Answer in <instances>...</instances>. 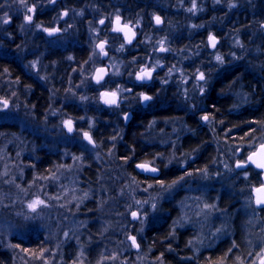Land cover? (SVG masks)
Returning a JSON list of instances; mask_svg holds the SVG:
<instances>
[{
  "label": "rangeland",
  "instance_id": "obj_1",
  "mask_svg": "<svg viewBox=\"0 0 264 264\" xmlns=\"http://www.w3.org/2000/svg\"><path fill=\"white\" fill-rule=\"evenodd\" d=\"M151 1H154L153 7L167 10L165 19L159 16L161 23L156 24L155 17L158 15L152 14L150 25L144 27L146 25H142L138 18L134 21L121 18V24H128L137 34L135 42L128 46L122 33L112 31L117 14H113L110 19L107 15L97 16L93 6L88 7L90 12L87 13L82 6L68 5V0H26L24 4L21 0H0V56L16 59L26 73L34 75L39 82L43 81L50 93L44 113L39 117L33 108L22 102L26 89L20 87L22 91L19 92L15 82L0 79V98L9 101L7 109L0 105L2 248L14 250L16 247L11 239L20 241L25 237V231L31 227L36 232L43 230L45 237L51 241L54 239L58 247H63L67 240H72L74 244L79 240L78 233L86 226L88 218L106 217L105 223L101 220L103 232L110 237L108 243L111 253L106 258V264H126L129 259L131 264H163L160 258L150 257L149 248L141 251L138 247L148 246L146 231L162 217L163 203L172 200L175 209V217L171 219L172 230L189 232L183 244L187 254L180 257L181 261L188 262L191 257L193 259L199 253L215 248L221 241L231 238L234 233L233 222L237 216L241 217L240 228L246 252L231 264H253L256 254L264 249V209L254 207L252 191L256 185L250 183L251 170L247 166L235 167L238 162L245 161V158H241L243 146L227 145L224 140L223 149L220 148L222 145L215 149L210 170L186 172L175 180L176 183H163V186L161 183L143 186L126 178L124 185L117 191H112V195L108 197L113 202V207H110L114 211L111 214L104 215L98 206L89 214L81 211L83 204L90 199L79 187L84 155L70 148L77 146L79 151L90 149L94 158L107 171L113 155L110 151L99 156V153L104 152H98L95 143V147L88 144L83 138V132L88 131L92 135L98 127L97 120L103 114H112L122 120L123 114L136 104L138 110H143L148 105L140 104V94H146L148 87H153V90L155 86L156 89L160 88L156 97L158 102L162 95L161 88L166 91L172 86L182 96L188 95L190 90L198 94L206 84L205 73L195 69L193 62L200 56L199 52L192 50L182 54L184 50L181 52V48H176L173 43L175 40L179 42L183 34L181 20H189L188 30L201 27L193 24V19L202 12V6L195 2V9L189 11L193 8L192 1L184 8L180 3L175 2L172 5L170 0ZM114 2L121 10L123 0ZM214 3L217 0L212 5ZM61 5L65 6L62 8ZM175 6L181 10L180 19L176 18L178 8ZM28 8L34 10L29 13ZM55 9L57 10L53 12ZM5 13L9 18L7 24L3 23ZM26 15L32 16L31 23L25 22ZM101 20L105 21L104 24L100 23ZM80 21L88 24L82 32L83 35L80 34ZM44 28H56L59 31L50 36ZM99 41L107 44L105 51L108 58L105 61L96 48ZM160 41L164 42L163 47L167 51H160ZM207 45L214 50L218 43L216 40L215 47H211L207 39ZM81 49L82 60L85 58V61L77 65L72 62V52ZM143 49L147 52L144 53ZM140 50L143 64L137 66V60L133 58L135 64L129 66V82L125 83L130 85L135 82L140 85L136 74L142 67L152 68L155 73L152 81L143 85L147 88H139L138 93L133 96L126 84L120 86L116 82L126 75L127 63L124 58H130L128 54H131V58L134 55L138 57L136 53ZM53 53L61 55L62 60L56 61ZM198 60V65L206 64V60ZM60 66L64 71L59 69ZM99 66L108 70V76L101 84L93 80L94 71ZM54 72L60 73V76L67 75L66 82L55 85ZM201 73L204 74V80L198 78ZM118 89L120 106L107 105L102 101V92ZM69 119L73 121L72 133L64 127V121ZM66 145L70 151L65 149ZM40 150L60 152V158L68 160V163L38 175L33 163L37 161ZM171 163V160L164 162L163 159L161 165L168 170ZM174 166L181 169L186 165L180 162ZM27 171H31L29 178L26 177ZM37 197L44 200L46 206L32 212L27 205ZM222 197L227 198L226 204L221 202ZM132 212L137 213V218H133ZM130 236L136 238L138 247L133 246ZM130 251H136L137 254L126 257Z\"/></svg>",
  "mask_w": 264,
  "mask_h": 264
},
{
  "label": "trees",
  "instance_id": "obj_2",
  "mask_svg": "<svg viewBox=\"0 0 264 264\" xmlns=\"http://www.w3.org/2000/svg\"><path fill=\"white\" fill-rule=\"evenodd\" d=\"M191 1L193 2V0H170V3L172 5L175 2L180 3L184 8ZM214 1L195 0L202 6V12L193 19V24L201 27L188 30L189 20H181L183 34L179 42L177 40L173 42L176 48H181V52L184 50L182 54L190 53L192 50H197L200 54L193 62L196 65L195 69L205 73L206 84L198 94L192 93L188 88L190 90L188 95L180 96L181 93L169 86L166 91L161 88L162 95L157 102L156 97L160 88L156 89L155 86L153 90V87L147 88L135 82L130 85L125 83L129 82V66L135 64L133 58H136L137 66L143 64L140 59L141 50L136 53L138 57L134 55L131 58V54H128L130 58H124V62L127 63L126 75H123L116 84L120 86L126 84L133 96L138 93L139 88L146 87L145 93L152 99L143 110H138L137 104V107L135 105L130 108L132 118L127 126L123 125L119 117L115 118L112 114H103L100 121L97 120L98 127L92 132V137L96 150L104 152L99 153V156L104 155L105 152L113 153L109 171L98 163L90 149V151L84 149L79 151L77 146L70 148L84 155L79 187L90 197L81 207L84 213H92L98 206L104 215L111 214L114 211L110 207H113V202L108 197L112 195V191H117L124 185L126 178L143 186L161 181L166 184L179 179L186 172L210 170L215 149L222 145L223 140L227 145H242L241 158H245L262 142L264 0H218L212 5ZM68 5L82 6L87 13L90 12L88 7L93 6L97 16L107 15L109 19L113 14L128 21L138 18L142 21V25H146L144 27L150 25L152 14L162 16L164 19L167 15L166 9L162 11L164 8L153 7L154 1L151 0H123L121 10L117 8L118 5L114 0H68ZM64 6L61 5L62 8ZM180 12L178 8L176 18L180 19ZM186 17L189 18L188 15ZM80 23V34L83 35L82 32L88 24L84 21ZM210 34L218 43L214 50L209 49L207 45ZM143 50L144 53L147 52ZM82 51L83 49L72 52L73 63L78 65L85 61V58L82 60ZM53 55L56 56V61L62 60L61 55L57 53ZM217 56L222 58V62L216 59ZM198 59L206 60V64L198 65ZM59 69L64 68L60 66ZM66 77L67 75L60 76V73L54 72L55 85L64 84ZM1 78L15 82L19 92L22 91L20 87L26 89V95H22V102L33 108L32 110L39 117L44 113L49 101V90L44 86L43 81L39 82L34 75L26 73L16 59L0 56ZM204 116L208 119H202ZM85 147L88 149L86 145ZM68 148L66 145L65 149L69 150ZM220 148L223 149V145ZM126 157L129 158L127 161ZM163 159L164 162L166 160L172 162L168 170L161 165ZM144 162L157 166L160 169V176L150 178L137 173L135 165ZM180 162H184L186 166L181 169L174 166ZM67 163L68 160L60 158V152L40 150L33 167L40 175ZM248 169L251 170L250 183L259 185V174L251 168ZM30 174L31 171H27L26 177L29 178ZM227 201V198H221L223 204ZM162 208L164 213L158 223L146 231L148 246L139 245L141 251L149 248L150 257L160 258L163 264H231L235 259L244 256L246 247L241 234V217L237 216L233 222L234 233L231 238L221 241L215 248L199 253L193 259L191 257L188 262L181 261L180 257L187 254L183 244L189 232L172 230L171 219L175 217L172 200L163 203ZM101 220L105 223L106 217L88 218L86 226L78 233L77 243L73 244L72 240H67L63 247H58L54 239L51 241L46 238L43 230L36 232L31 227L25 231V237L20 241L15 242L11 239L13 246L16 247L14 250L0 246V264H44V262L46 264L49 262L50 264H106V258H109L111 253L108 243L110 237L103 232L104 226ZM107 220L111 222L109 218ZM135 254L136 251H130L126 257H133ZM127 261L126 264H131L130 259Z\"/></svg>",
  "mask_w": 264,
  "mask_h": 264
},
{
  "label": "snow or ice",
  "instance_id": "obj_3",
  "mask_svg": "<svg viewBox=\"0 0 264 264\" xmlns=\"http://www.w3.org/2000/svg\"><path fill=\"white\" fill-rule=\"evenodd\" d=\"M26 2V0H21V3L24 4ZM218 2V0H217ZM196 7V3L195 0H193V8L189 9V11H193ZM34 9L33 8H28V12L31 13ZM25 22L26 23H31L33 18L31 15H26L24 17ZM156 23L160 24L161 23V18L159 16L155 17ZM104 20H101L100 23L104 24ZM3 23L7 24L9 23V18L7 16V13H5V16L3 18ZM37 27H40L39 25H37ZM45 32L48 33V35H53L56 32L59 31V29L56 28H44L43 29ZM112 31L114 32H120L123 33L125 36V42L126 43H131L132 38L135 36V33L132 32L131 28L128 26V24H121V17L119 15L116 16L115 21H114V27L112 29ZM129 33H131V35H129ZM208 41H209V45L211 47H215L216 45V38L214 36H212L211 34L208 37ZM161 44V48L160 51H167L166 48L163 47L164 42L160 41ZM121 47H123V45H121ZM97 48L99 49L100 53L102 55H107V53L105 52V43L101 42L97 45ZM216 59L218 61L222 62V58L220 56H217ZM33 67H35V65H33ZM154 71V69L149 68L147 66L142 67L140 69V71L136 74V80L143 82L146 80H150L152 79V72ZM96 75L94 77L95 82L97 84H101L102 81L104 80V75H105V69L103 68H98L96 70ZM200 80H204V74L201 73L198 77ZM119 91V89L117 91H105L101 93V97L103 98V102L107 105H116L118 103L117 100V92ZM142 99L144 101L150 100L152 99V97L147 96L143 93L140 94ZM0 105L3 106L4 109H7L9 107V101L8 99H3L0 98ZM125 119H127V114H125ZM202 119L207 120L208 117L204 116L202 117ZM64 127L67 129V131L69 133H72L74 131V127H73V121L71 119L69 120H65L64 121ZM83 137L85 140H87V142L89 144H93L94 145V141L92 136L89 134L88 131H84L83 132ZM127 159H129L128 157L125 158V160L127 161ZM254 164L257 168L259 169H264V143L260 144L258 150L253 151L247 158L246 161L243 162H238L236 164L237 168H244L246 167L247 164ZM136 167L138 169H141L142 171L145 172H157L158 169L155 167H151L150 166V162H144V163H138L136 165ZM161 186H163V182L161 181ZM173 183H176V181H173ZM256 193H257V198H256V204L258 206H262L264 205V185H262L261 187L255 189ZM137 203H140L139 201H137ZM41 206H46L45 205V201L40 199L39 197L35 198L34 200H32L31 202L28 203L27 207L32 211V212H36L37 209ZM153 207H155V205H153ZM132 216L133 218H137V213L136 212H132ZM129 239L132 241L133 246L138 247L137 243H136V238L134 236H130ZM253 264H264V249H261V252L256 254V260L253 261Z\"/></svg>",
  "mask_w": 264,
  "mask_h": 264
},
{
  "label": "water",
  "instance_id": "obj_4",
  "mask_svg": "<svg viewBox=\"0 0 264 264\" xmlns=\"http://www.w3.org/2000/svg\"><path fill=\"white\" fill-rule=\"evenodd\" d=\"M114 21H115V20H114ZM155 23H156V20H155ZM156 24H157V23H156ZM122 25H123V24H122ZM113 26H114V22H113ZM128 26H129V25H128ZM129 27H130V26H129ZM130 28H131V27H130ZM131 30H132V32L135 33V36L132 38L131 43H126V42H125L126 45H128V46H131V45L135 42V40H136V38H137V34H136V32L133 30V28H131ZM56 33H57V32H56ZM46 34L48 35L47 32H46ZM122 34H123V33H122ZM129 35H131V33H129ZM123 36H124V34H123ZM124 41H125V36H124ZM101 42H103V41H99V42L97 43V45H98L99 43H101ZM104 43H105V42H104ZM97 45H96V48H97ZM105 45H106V43H105ZM97 50H99V49L97 48ZM106 53H107V52H106ZM107 56H108V53H107V55H103L102 57H103V59L105 60V59L107 58ZM98 68H103V69H105L104 80H105L106 77L108 76V70H107V68L104 67V66H99V67H97V68L95 69V71H94V76H93V80H94V82H95L94 77H95V75L97 74V73H96V70H97ZM154 73H155V70L152 72V77H153ZM104 80H103L102 82H104ZM151 80H152V79H150V80H146V81H143V82L138 81V83L141 84V85H147V84H149V83L151 82ZM95 83H96V82H95ZM145 95H146V94H145ZM101 99H102V101H103V98H102V97H101ZM117 100H118V96H117ZM118 103H119V100H118ZM118 103H117L116 105H111V106H117ZM147 103H148V100H147V101H144V100L142 99V97H141V105H142V106H146ZM125 114H127V119H125ZM131 118H132V112H131V111H126V112L124 113L123 117H122L123 125H124V126H127L128 123L131 121ZM67 133H68V132H67ZM84 140H85V139H84ZM86 141H87V140H86ZM262 143H264V138H263ZM262 143H261V144H262ZM90 145L93 146V144H90ZM259 146H260V144H259V145H258L253 151L258 150ZM253 151H252V152H253ZM252 152H250V153L246 156L245 161L247 160L248 156H249ZM137 164H138V163H137ZM137 164H136V165H137ZM136 165H135V171H136L137 173L143 175V176L150 177V178H158V177L160 176V169L157 168V167H155V166H153V165H150V166H151V167H155V168L158 169V171L155 172V173H153V172H145V171H142L141 169H138V168L136 167ZM247 165H248L249 167L253 168L256 172L260 173V181H261V185L257 186L255 189H257V188L261 187L262 185H264V169H259V168H257L254 164H251V163H249V164H247ZM247 165H246V166H247ZM235 167H236V165H235ZM236 168H237V167H236ZM244 168H245V167H244ZM255 189L252 191V196H253V198H254V207H255L256 209H264V205H262V206H258V205L256 204L257 193H256Z\"/></svg>",
  "mask_w": 264,
  "mask_h": 264
},
{
  "label": "flooded vegetation",
  "instance_id": "obj_5",
  "mask_svg": "<svg viewBox=\"0 0 264 264\" xmlns=\"http://www.w3.org/2000/svg\"><path fill=\"white\" fill-rule=\"evenodd\" d=\"M92 136V135H91ZM84 138V137H83ZM86 141V140H85ZM87 142V141H86ZM88 143V142H87ZM89 144V143H88ZM92 147H95V146H92ZM131 241V240H130ZM132 242V241H131ZM138 249H139V247H138Z\"/></svg>",
  "mask_w": 264,
  "mask_h": 264
}]
</instances>
